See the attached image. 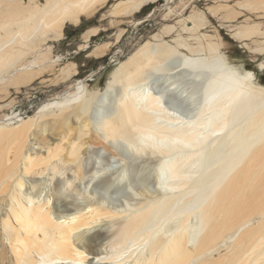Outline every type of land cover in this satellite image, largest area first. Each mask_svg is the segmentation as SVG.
Wrapping results in <instances>:
<instances>
[{
  "label": "bare ground",
  "instance_id": "6f19581e",
  "mask_svg": "<svg viewBox=\"0 0 264 264\" xmlns=\"http://www.w3.org/2000/svg\"><path fill=\"white\" fill-rule=\"evenodd\" d=\"M6 1L11 5L0 8V90L7 93L58 61L49 57L48 40L61 38L66 24L77 25L108 0ZM150 2L155 0H119L109 12L128 15ZM195 15L182 20L183 30L194 32L205 25V17ZM263 31L248 26L233 35ZM207 36L199 33L203 41L195 44L183 37L147 41L120 62L103 91L86 96L78 80L42 104L38 118L48 117L43 125L51 130L84 116L72 138L67 127L40 144L29 140L33 118L16 115L20 123L12 126V117L6 116L0 140L14 134L16 142L11 152L0 144V264H89L88 258L100 264H116L117 258L119 264H264V86L254 82L252 71L230 65L217 38ZM107 47L98 46L93 54L101 57ZM263 49L264 43L254 51ZM171 59L177 61L172 68L178 75L204 77L196 111L188 119L171 107L173 102H193L190 92L178 88L182 76L165 91L150 85L155 73L169 70ZM73 65H64L54 82L73 73ZM117 86L120 95L96 121L98 132L93 133L86 118L91 100L104 105ZM90 132L87 139H99L104 151L117 141L133 144L137 153L154 149L153 157L159 158L155 183L142 198L111 209L96 198L81 207L62 194V181L69 187L73 179L97 172L92 161L88 168L82 164L88 152L84 136ZM60 165L66 168L62 173ZM45 171L55 181L49 195L38 200L37 179ZM59 173L65 174L60 178ZM20 174L32 182L26 202ZM163 217H175L176 223L159 229L156 224ZM191 217L195 222L188 231Z\"/></svg>",
  "mask_w": 264,
  "mask_h": 264
},
{
  "label": "rangeland",
  "instance_id": "374dc122",
  "mask_svg": "<svg viewBox=\"0 0 264 264\" xmlns=\"http://www.w3.org/2000/svg\"><path fill=\"white\" fill-rule=\"evenodd\" d=\"M20 1L22 4L28 3V0ZM35 1L42 3L44 0ZM117 1L119 0H108L92 16L82 17L77 25L66 24L61 38L46 42V45L51 46L49 48V57L53 60L58 58V61L52 66H46L39 75L30 80L31 82L29 81L19 86L18 90L13 86L7 89V93L4 90H0V124L5 123L6 116L12 117V121L11 119L9 120L12 126L20 123L19 118H14V116L19 115L24 120L30 117L35 122L30 128V132H28L29 140L33 138L42 144L48 134L58 137V135L65 132L67 127H70V138H72L78 123H82L85 119L83 118L84 116L75 117L64 126L53 125L56 128L53 129L52 127L51 130L49 126L43 125L48 117L43 119V121L38 118L40 114L39 107L42 104L55 95L69 90V87L78 80L83 82L86 96H89L94 90L103 91L120 62L147 41L150 43L159 41L171 42L174 38L183 37L188 42L195 44L203 41L201 37L199 38V33L203 31L209 37L217 38L219 49L222 50L230 65L236 67L240 72L252 71L254 82L264 86V68L260 67L261 63L264 64V49L261 52L254 51L256 47L264 43V0H155V2L148 3L140 11L132 14L114 15L109 10L111 5ZM10 5L11 3L6 0H0L1 9H6L5 7L7 6L8 8ZM198 13L205 17V25L194 32L183 30L184 24L182 20L190 15H198ZM186 25H188L187 22ZM248 26L258 28L263 33H252L248 37L233 35L239 29L247 28ZM86 36L88 37L87 39ZM245 43L246 45H244ZM84 44H86V47L82 48ZM104 44L108 45L104 54L101 57L95 56L92 50ZM71 63L74 64V74L71 73L63 80L54 82L56 76L60 75L61 68ZM175 63L177 64L176 59H171L167 64L169 70L155 73L152 76L150 83L152 89L160 90L162 88L165 91L169 88L171 81L182 76L178 88L186 89L187 92H190L189 95L195 99L196 96H199V84L201 85L204 77L198 76L197 73L186 74L187 76L184 74L178 75L177 72H174L176 69L172 68L176 65ZM118 87L113 89L104 99V105H101L97 98L91 100L89 109L86 112V118L90 121L89 126L93 133L95 131L98 132L96 121L112 108L113 101L120 95V87ZM194 99L191 104L173 102L171 104L172 111L174 114L176 113L186 119L192 117L196 111L194 107H196L195 103L198 102L199 97L196 98L197 100ZM90 134L91 132L84 136L88 140V152L84 156L82 164L84 163L83 167L87 166L88 168L91 166L90 164L87 165L88 161H92L91 163L97 172L94 177L86 174L83 179H73L69 187L62 181L60 184L62 194L81 207L86 205L88 200L96 198L111 209L124 208L127 203H134L137 197L142 198L146 191L150 189L149 187L152 186L151 184L155 183L153 181H155L157 174L156 169L159 158L157 159L158 156L153 157V155H157L153 152L154 149L149 147V150L146 147L142 153H137L134 147L130 148L124 142L117 141L110 144L108 149L110 152H108V150L104 151L101 148L102 142L99 139H87ZM6 136L8 137L5 139ZM14 139V134L5 135L0 140V144L10 149L11 152V147L16 142V139ZM95 142L97 145L94 144ZM153 143L155 144V141ZM7 146L10 147L8 148ZM96 152L97 155L93 156L92 154H96ZM113 156L115 157L112 158ZM108 162H113L111 167H107ZM64 166L60 165L62 168ZM65 170L66 168H63L61 173ZM62 175L57 174L60 178ZM50 176L45 171L37 179L38 188L41 192L37 198L38 200L49 195L55 181V178L50 179ZM104 176H109L110 182L100 183V179ZM19 177L21 183L19 187L20 193L25 196L23 201L26 202L28 196L32 195V193L28 194V191H31L30 185L32 182L22 174ZM50 200L49 207L52 203V197H50ZM0 218L4 217L0 216ZM194 222V217L188 220V231H191L190 226ZM175 223V217H163L156 225L159 229H166ZM4 242L8 250L6 240ZM7 252L6 257L10 259V251L8 250ZM88 260L89 262L91 260V264H100L101 262L98 259L92 260L88 258ZM3 264H5V260Z\"/></svg>",
  "mask_w": 264,
  "mask_h": 264
},
{
  "label": "clouds",
  "instance_id": "9594fccd",
  "mask_svg": "<svg viewBox=\"0 0 264 264\" xmlns=\"http://www.w3.org/2000/svg\"><path fill=\"white\" fill-rule=\"evenodd\" d=\"M145 99H146V98H145ZM129 147H130V148H133L134 145H133V144H129ZM116 264H119V258H117V260H116Z\"/></svg>",
  "mask_w": 264,
  "mask_h": 264
},
{
  "label": "snow or ice",
  "instance_id": "6c2138e0",
  "mask_svg": "<svg viewBox=\"0 0 264 264\" xmlns=\"http://www.w3.org/2000/svg\"><path fill=\"white\" fill-rule=\"evenodd\" d=\"M173 87H176V85H174ZM89 264H91V262H89Z\"/></svg>",
  "mask_w": 264,
  "mask_h": 264
}]
</instances>
